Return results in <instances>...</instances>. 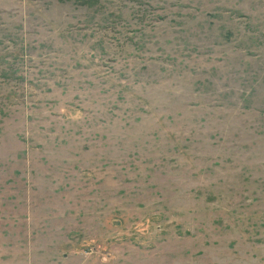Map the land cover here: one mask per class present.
<instances>
[{"label": "rangeland", "instance_id": "obj_1", "mask_svg": "<svg viewBox=\"0 0 264 264\" xmlns=\"http://www.w3.org/2000/svg\"><path fill=\"white\" fill-rule=\"evenodd\" d=\"M0 264H264V0H0Z\"/></svg>", "mask_w": 264, "mask_h": 264}]
</instances>
